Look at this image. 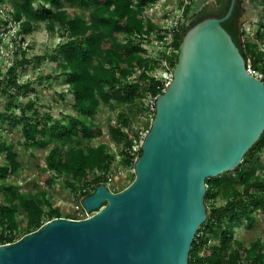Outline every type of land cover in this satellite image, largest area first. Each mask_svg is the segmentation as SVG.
<instances>
[{"label":"water","instance_id":"obj_1","mask_svg":"<svg viewBox=\"0 0 264 264\" xmlns=\"http://www.w3.org/2000/svg\"><path fill=\"white\" fill-rule=\"evenodd\" d=\"M234 2L183 34L132 181L98 184L81 200L85 218L52 217L0 243V264H188L206 178L235 169L264 130V82L221 24Z\"/></svg>","mask_w":264,"mask_h":264},{"label":"trees","instance_id":"obj_2","mask_svg":"<svg viewBox=\"0 0 264 264\" xmlns=\"http://www.w3.org/2000/svg\"><path fill=\"white\" fill-rule=\"evenodd\" d=\"M153 1L155 0H0V3L13 8V19L19 22L17 34L32 30L33 21L46 22L49 31L53 30L55 24H59L66 33V39L57 49H50L48 55L56 59L58 53L54 52L57 50L63 58L60 64L61 74L65 76L64 83L71 92L68 100L69 113L62 119H55L48 129L44 125L38 127V121L31 125L29 117L24 116V111L19 117H9V121L12 125L23 123L24 133L33 139V143L42 144L47 133L50 138L69 142L65 150L50 148L45 156V163L48 171L56 175H69L66 183L80 201L98 184L106 185L110 160L113 158L104 143L79 145L83 140L102 133L93 120L97 109L101 104L116 102L138 111L151 112L153 118L155 109H148L145 97L149 94L154 105L155 98L163 91L164 85L162 79L156 78L151 72L161 68L162 62L168 61L169 65L164 67L172 69L176 63L177 52L168 56L163 50L156 58L150 59L142 45V40L150 31L159 26L158 19L152 21L141 15L143 6ZM229 2L230 0L225 6L221 5L222 12L208 13L199 17V21L205 17L223 16ZM234 4L230 16L221 24L237 45L245 65L249 61L253 69L260 70L264 82V51L257 49L253 41L244 39L245 32L240 31L238 26V17L243 13L241 0H235ZM77 8H86L88 19L79 14ZM186 8L183 14L188 17L190 12ZM257 23L256 36L264 34V9ZM183 27L181 24L180 31L174 34L172 47L177 51L186 32ZM135 35L139 39H135ZM162 38L160 33L155 36L157 40ZM16 54L14 50V55ZM46 56L37 55L34 58L42 61ZM29 62L30 59L21 58L17 63L23 65ZM14 67L10 66L7 70L11 75L7 78V84L22 89L23 92L31 91L28 82H16ZM0 91L5 92L4 89ZM108 133L111 140L119 145L122 161L133 167L135 159L141 153L140 147L133 152V140L140 144L143 138L139 139L137 130L128 122L125 111L118 112L115 120L109 123ZM71 141L74 143L71 144ZM262 145L264 130L235 169L206 178L204 202L207 216L192 241L188 264H264L263 247L259 245L258 239L245 245L231 232L235 223L250 226L256 211L264 213V179L257 175V170L263 166L262 160L264 161L258 152ZM2 152H5L6 161L0 164V180L18 167L15 153L0 139V153ZM42 176L48 184L51 183L44 171ZM11 188V185L6 186L8 191ZM216 196L223 202L213 203ZM4 199L6 204L0 202L1 227L17 228L14 217L20 212L28 214L29 220L18 236L1 232L0 242L11 241L34 230L45 220L61 216L57 208H52L46 212L43 220L40 199L13 191L8 192Z\"/></svg>","mask_w":264,"mask_h":264},{"label":"rangeland","instance_id":"obj_3","mask_svg":"<svg viewBox=\"0 0 264 264\" xmlns=\"http://www.w3.org/2000/svg\"><path fill=\"white\" fill-rule=\"evenodd\" d=\"M227 1L185 0V3L183 0H155L143 6L141 15L144 18H156L161 24L170 22L172 17L180 18L183 16L182 27H184L182 29L187 31L199 21V17L212 12L215 14L222 12L223 8L221 5L225 6ZM253 1L255 0H241V5L244 3L246 7H244L243 16L240 17L246 19L242 21L240 31H242L241 28H244V26L250 27L249 33L246 34L245 32L244 39L253 41L257 49L264 51V34L255 35L258 19L263 15L264 4ZM256 1L258 2V0ZM186 7H188L190 12L188 17L183 14L185 9H187ZM76 10L85 19H88L86 8H77ZM5 15L13 18V8L11 5L0 3V23ZM32 25V30L19 34V37L10 44L6 41L7 38L3 39V41L0 39V89L5 91H0V139L4 140L6 146L10 147L11 151L15 153L18 161L16 170L0 180V202L6 204L5 195L13 191L29 198L40 199L43 209L41 218L43 220H45L46 212L52 208H57L61 216L76 219L86 215V212L78 195L66 183L69 180V175H56L52 171L47 170L45 163V156L50 148L59 147L65 150L69 142L50 138L47 133L42 139V144L33 143V139L28 138L24 133L23 123L12 125L9 121V117H19L24 111V116L29 117L31 125L38 121V127L44 125L48 129L55 119H62L70 111L68 100L71 97V92L68 90L67 84L64 83L65 76L61 74L60 68L63 58L57 50L54 52L58 53L56 59L48 55L50 49H57L66 39V33L59 24H55L52 31L47 30L46 22L33 21ZM8 27L9 31L7 34H11L13 26L8 25ZM157 32L153 28L146 37L149 40L146 43V47L148 50L147 55L150 59L156 58L160 54L157 50L158 47L154 44V36H156ZM134 37L139 39L136 35ZM14 48L16 55H14ZM45 54L47 56L42 61H37L34 58L37 55ZM21 58L30 59L31 62L19 65L17 62ZM168 65V61L162 62V67L151 73L168 83V76L172 72L171 67H164ZM10 66H15L13 72L16 75V82L18 84L28 82L29 87L32 88L31 91L23 92L22 89L7 84V78L11 76L7 71ZM257 71L260 72V70ZM147 100L145 99V102L148 103ZM120 111L126 112L128 122L137 130L139 139H142L148 130V123L150 126L152 120L151 112L138 111L137 109L126 107L124 104L112 102L111 104H101L93 117L94 123L101 129L102 133L94 135L90 139H85L79 144L81 146L86 144L93 146L104 143L110 153L113 154L106 183L107 187L112 191L123 189L134 178L133 167L122 161L119 145L111 140L108 133L109 123L115 120ZM145 123H147V126H145ZM73 143L74 141H71V144ZM135 146L137 147V144ZM258 152L261 160L264 159V145ZM5 161L6 155L5 152H2L0 153V164ZM262 163L263 166L257 170V175L264 179L263 160ZM43 171L46 177L51 179L50 184L42 176ZM8 185L12 186L10 191L6 189ZM210 201L212 202V200ZM222 202L223 200L219 196H216L213 201L216 204ZM253 216L254 221L250 226L245 223L241 225L235 223L231 232L234 233L235 238L242 241L245 245L258 239L259 245L263 247L262 251L264 254V213L256 211ZM14 219L18 227L12 228L10 234L18 236L24 230V224L29 220L28 214L20 212Z\"/></svg>","mask_w":264,"mask_h":264},{"label":"built area","instance_id":"obj_4","mask_svg":"<svg viewBox=\"0 0 264 264\" xmlns=\"http://www.w3.org/2000/svg\"><path fill=\"white\" fill-rule=\"evenodd\" d=\"M183 1L185 2V0H183ZM150 19L153 21L156 18H154V19L150 18ZM2 20L3 21H1V23H0V29H1L0 30V39L3 41V39L7 38L6 41L10 44V43L14 42L19 37V34L16 33V30H17L19 24H18V21H15L11 16L9 17L8 15H5L4 19H2ZM182 20H183V16H181L180 18H173L172 17V18H170V22H166V23H162V24H161V22H159V26L155 30L158 31L157 34L160 33L161 35H163V38L160 40H157V39H155V36H154V40H155L154 44L158 47L157 50L159 51V53H161V51L165 50V53L168 56H171L174 52H177V50L172 47V43H173L174 34L178 33L180 31V25L182 24ZM8 25L13 26V31L11 34H7V32L9 31ZM241 30L246 32V34H248L249 33L248 31H250V27L244 26V28H241ZM251 33L253 34V32H251ZM147 41H149V40L146 37L142 40V45L144 48H146V50H147V47H146ZM14 50H15V48H14ZM246 69L249 73H251L252 75H254L260 79L263 76V73L253 69L250 66L249 62L246 65ZM171 76H172L171 74L168 76V79H167L168 82L170 81ZM159 79H162V78H159ZM167 84L168 83L163 81V85H164L163 90L165 89ZM145 99H148L147 100L148 103L145 102L146 106L148 107L149 110L152 111L154 109V105L152 103L153 98L149 94H147ZM133 141H134V144H133L132 150H133V152H135L140 147V145L135 140H133ZM136 144H137V147L135 146ZM90 214L91 213L86 212V215H84L80 218H85V217L89 216ZM1 232L5 235H10L11 229L6 227V226H3V227L0 226V233ZM15 239H17V238H14L13 240H15ZM7 242H9V241H7ZM0 243H6V242H0Z\"/></svg>","mask_w":264,"mask_h":264},{"label":"flooded vegetation","instance_id":"obj_5","mask_svg":"<svg viewBox=\"0 0 264 264\" xmlns=\"http://www.w3.org/2000/svg\"><path fill=\"white\" fill-rule=\"evenodd\" d=\"M260 1H262V0H260ZM262 4H264V0L261 2ZM242 7H243V10H244V6L243 5H241ZM244 13V12H243ZM243 13L240 15V16H243ZM238 17V24L241 22V21H243V20H245L246 18H241V17Z\"/></svg>","mask_w":264,"mask_h":264},{"label":"crops","instance_id":"obj_6","mask_svg":"<svg viewBox=\"0 0 264 264\" xmlns=\"http://www.w3.org/2000/svg\"><path fill=\"white\" fill-rule=\"evenodd\" d=\"M253 2H256V3H261V1L258 0V2L255 0ZM243 6L246 7V4L243 3Z\"/></svg>","mask_w":264,"mask_h":264}]
</instances>
